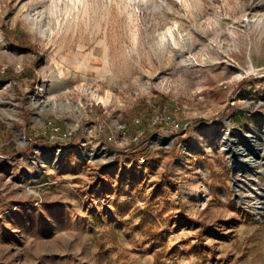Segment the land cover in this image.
Returning <instances> with one entry per match:
<instances>
[{
    "label": "rangeland",
    "instance_id": "rangeland-1",
    "mask_svg": "<svg viewBox=\"0 0 264 264\" xmlns=\"http://www.w3.org/2000/svg\"><path fill=\"white\" fill-rule=\"evenodd\" d=\"M0 264H264V0H0Z\"/></svg>",
    "mask_w": 264,
    "mask_h": 264
},
{
    "label": "water",
    "instance_id": "water-1",
    "mask_svg": "<svg viewBox=\"0 0 264 264\" xmlns=\"http://www.w3.org/2000/svg\"><path fill=\"white\" fill-rule=\"evenodd\" d=\"M235 129L238 130L240 136H243L245 140L247 139L249 142V133H246L242 129H238V128ZM236 143L237 140L235 139H230V138L225 139L226 151L231 155L230 160L233 165V176H237L239 172L242 173L249 172V165H251L249 164V145L248 148L245 150V149H239L237 146H235ZM250 156L255 160L259 158L260 157L259 149L257 151L253 150ZM246 157L248 158L245 159ZM238 166H241V171L238 170ZM234 183L236 185L238 184V181H235Z\"/></svg>",
    "mask_w": 264,
    "mask_h": 264
},
{
    "label": "built area",
    "instance_id": "built-area-1",
    "mask_svg": "<svg viewBox=\"0 0 264 264\" xmlns=\"http://www.w3.org/2000/svg\"><path fill=\"white\" fill-rule=\"evenodd\" d=\"M158 120H160V118L157 116L154 120V123H156ZM166 123L170 125V130L172 131L178 130V128L180 127V123L176 122V120H167ZM48 126L54 130V132L50 136V138L52 139L51 143H61L69 140L71 135V132L69 130H62L59 126H55L52 120L49 121ZM140 135L141 133H139L137 137H139Z\"/></svg>",
    "mask_w": 264,
    "mask_h": 264
},
{
    "label": "bare ground",
    "instance_id": "bare-ground-1",
    "mask_svg": "<svg viewBox=\"0 0 264 264\" xmlns=\"http://www.w3.org/2000/svg\"><path fill=\"white\" fill-rule=\"evenodd\" d=\"M249 136H250V134H249ZM262 151H263V149L262 148H259V153H261ZM60 158H61V153L60 152H56V153H54V156L51 159L50 163L52 165H58L60 163ZM249 163L254 168L255 174H256V168H258V166H261L263 164V162L261 160H258V159L255 160L253 158L251 160H249ZM238 170L241 171V166H238Z\"/></svg>",
    "mask_w": 264,
    "mask_h": 264
},
{
    "label": "trees",
    "instance_id": "trees-1",
    "mask_svg": "<svg viewBox=\"0 0 264 264\" xmlns=\"http://www.w3.org/2000/svg\"><path fill=\"white\" fill-rule=\"evenodd\" d=\"M42 142H43V143H46V144H49V142H48L47 140H45V139H43ZM58 144L61 145V146H64V145L69 144V142L66 141V142H64V143L61 142V143H58Z\"/></svg>",
    "mask_w": 264,
    "mask_h": 264
}]
</instances>
